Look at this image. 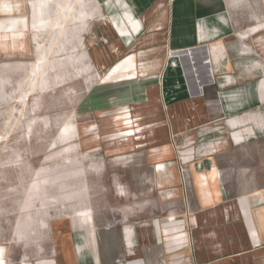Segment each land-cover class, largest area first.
<instances>
[{
  "label": "crops",
  "instance_id": "1",
  "mask_svg": "<svg viewBox=\"0 0 264 264\" xmlns=\"http://www.w3.org/2000/svg\"><path fill=\"white\" fill-rule=\"evenodd\" d=\"M118 1L97 62L128 112L121 154L150 146L149 215L57 217L0 264H264V23L242 26L246 0Z\"/></svg>",
  "mask_w": 264,
  "mask_h": 264
},
{
  "label": "rangeland",
  "instance_id": "2",
  "mask_svg": "<svg viewBox=\"0 0 264 264\" xmlns=\"http://www.w3.org/2000/svg\"><path fill=\"white\" fill-rule=\"evenodd\" d=\"M108 1L0 0V246L8 263L57 217L121 227L151 210L141 158L150 146L121 154L130 149L128 112L97 62L120 34ZM238 12L243 27L264 23L262 0L241 1Z\"/></svg>",
  "mask_w": 264,
  "mask_h": 264
},
{
  "label": "bare ground",
  "instance_id": "3",
  "mask_svg": "<svg viewBox=\"0 0 264 264\" xmlns=\"http://www.w3.org/2000/svg\"><path fill=\"white\" fill-rule=\"evenodd\" d=\"M31 73H34L35 74V81H36V78L38 77V70H37V68L36 67H33L32 70H31Z\"/></svg>",
  "mask_w": 264,
  "mask_h": 264
}]
</instances>
